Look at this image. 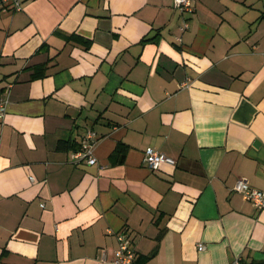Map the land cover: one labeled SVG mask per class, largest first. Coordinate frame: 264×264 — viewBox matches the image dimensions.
Returning <instances> with one entry per match:
<instances>
[{
  "label": "crops",
  "instance_id": "obj_1",
  "mask_svg": "<svg viewBox=\"0 0 264 264\" xmlns=\"http://www.w3.org/2000/svg\"><path fill=\"white\" fill-rule=\"evenodd\" d=\"M10 7L0 264H107L118 232L138 264L264 260V208L232 189L242 177L264 190V0H193L190 13L173 0ZM87 129L94 164L72 158ZM146 146L174 163L150 169Z\"/></svg>",
  "mask_w": 264,
  "mask_h": 264
},
{
  "label": "built area",
  "instance_id": "obj_2",
  "mask_svg": "<svg viewBox=\"0 0 264 264\" xmlns=\"http://www.w3.org/2000/svg\"><path fill=\"white\" fill-rule=\"evenodd\" d=\"M11 5V9H20V0H0V10H5ZM173 6L181 13H190L193 11V0H173ZM188 26L186 21L179 25V30L183 31ZM179 41V35L175 36ZM184 84V83H183ZM7 100L0 98V117L3 116L6 108ZM98 137L92 129H87L82 137L80 145L72 153L73 161H85L89 164L96 163V157L93 153L95 143ZM143 160L150 169H157L162 162L169 164L174 163V159L170 156L164 155L152 146H146L143 150ZM103 165H99L102 168ZM232 189L238 192L244 199L249 200L256 208H264V190L251 186L245 178L239 177L235 180ZM117 246L114 250V255L108 258L106 252L103 250L99 256V260L107 264H132L134 258V251L130 246V241L125 232H118L116 235ZM198 249H202L203 245L198 244ZM230 264H242L236 258Z\"/></svg>",
  "mask_w": 264,
  "mask_h": 264
},
{
  "label": "trees",
  "instance_id": "obj_3",
  "mask_svg": "<svg viewBox=\"0 0 264 264\" xmlns=\"http://www.w3.org/2000/svg\"><path fill=\"white\" fill-rule=\"evenodd\" d=\"M125 149H126V146L123 143H118L113 149V151L111 152L110 156H115V157H118L120 160H122L125 155ZM132 264H138L137 260L135 259V253H134ZM247 264H264V260H252L251 262Z\"/></svg>",
  "mask_w": 264,
  "mask_h": 264
}]
</instances>
